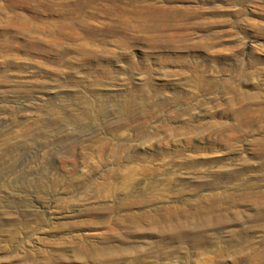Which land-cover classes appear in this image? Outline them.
Here are the masks:
<instances>
[{"label": "rangeland", "instance_id": "1", "mask_svg": "<svg viewBox=\"0 0 264 264\" xmlns=\"http://www.w3.org/2000/svg\"><path fill=\"white\" fill-rule=\"evenodd\" d=\"M62 1L0 0V264H264V0Z\"/></svg>", "mask_w": 264, "mask_h": 264}, {"label": "bare ground", "instance_id": "2", "mask_svg": "<svg viewBox=\"0 0 264 264\" xmlns=\"http://www.w3.org/2000/svg\"><path fill=\"white\" fill-rule=\"evenodd\" d=\"M88 1H90V0H88ZM59 5L62 7V9L63 10H65V12H68V11H70V10H72L73 8H76V7H80V6H86L87 5V0H68L67 2H59ZM155 5V4H154ZM147 6V5H146ZM126 7V6H125ZM127 9H128V7H126ZM132 8V7H131ZM130 8V9H131ZM149 8H150V10L152 9L151 8V5H149ZM156 8V7H155ZM154 8V9H155ZM159 8V7H158ZM161 8V7H160ZM135 9V8H134ZM137 9V8H136ZM140 9V8H139ZM146 9V8H145ZM148 9V8H147ZM131 10H133V9H131ZM140 11V10H139ZM147 11V10H146ZM152 11V10H151ZM71 12V11H70ZM134 13H137V10H136V12H134ZM146 13V12H145ZM148 13V12H147ZM150 14V13H149ZM148 16H150V15H148ZM153 16V15H152ZM115 17V16H114ZM113 17V18H114ZM117 17V16H116ZM145 17V16H144ZM161 17V16H160ZM133 18V17H132ZM146 18V17H145ZM156 18V17H155ZM117 19V18H116ZM119 19H121V18H119ZM124 19H125V17H124ZM126 19H129V18H127L126 17ZM150 19V18H149ZM110 20H112V18L110 19ZM115 20V19H114ZM114 20H112V21H108V32L110 31V32H112L114 35L115 34H122L121 33V30L122 31H124V30H126L125 28H124V30H123V28H120L121 26H120V22L118 23V22H115ZM86 21V20H85ZM84 20L83 21H81V22H84V24H87L88 22H85ZM152 21V20H151ZM53 22V21H52ZM52 22L50 21V24H52ZM76 22V24H77V22H78V19H72V23L70 24V23H67V24H69V25H71V26H74V23ZM105 22V21H104ZM160 22V21H159ZM54 23V22H53ZM57 23V22H56ZM103 23V22H102ZM105 25H104V23H103V27H104ZM106 26V27H107ZM123 26V25H122ZM46 27V26H45ZM91 27V26H90ZM101 28V29H92V27L90 28V32H88V33H86V31H85V34H87V35H89V36H93V35H91V34H94L95 33V35L97 36H99V34H102V33H104V31L102 30V29H104V28ZM48 28V29H47ZM47 28H45L46 30H48L50 33H55V34H53L54 36H55V41H58V37L56 36V34L57 33H62L63 31L61 30H59V31H57V29H55L54 27H47ZM44 29V30H45ZM54 30L56 31V32H54ZM73 30L75 31V32H77V30L75 29V27H73ZM105 30V29H104ZM107 30V29H106ZM107 33V32H106ZM89 44V43H88ZM84 45V44H83ZM80 51V50H79ZM87 56V55H86ZM26 205H27V203H26Z\"/></svg>", "mask_w": 264, "mask_h": 264}]
</instances>
